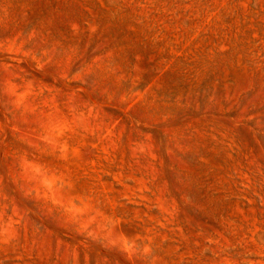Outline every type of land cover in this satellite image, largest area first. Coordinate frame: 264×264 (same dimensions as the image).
Here are the masks:
<instances>
[{
	"label": "rangeland",
	"instance_id": "rangeland-1",
	"mask_svg": "<svg viewBox=\"0 0 264 264\" xmlns=\"http://www.w3.org/2000/svg\"><path fill=\"white\" fill-rule=\"evenodd\" d=\"M0 264H264V0H0Z\"/></svg>",
	"mask_w": 264,
	"mask_h": 264
}]
</instances>
